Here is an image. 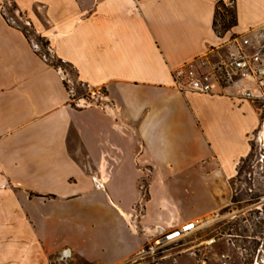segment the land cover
<instances>
[{
	"label": "crops",
	"instance_id": "0c3cea01",
	"mask_svg": "<svg viewBox=\"0 0 264 264\" xmlns=\"http://www.w3.org/2000/svg\"><path fill=\"white\" fill-rule=\"evenodd\" d=\"M233 1L237 24L220 36L218 0H0V264H54L65 248L121 264L142 247L138 227L148 235L222 206L216 182L248 155L254 106L244 82L181 92L173 70L207 65L264 24V0ZM8 3L106 98L74 103Z\"/></svg>",
	"mask_w": 264,
	"mask_h": 264
},
{
	"label": "rangeland",
	"instance_id": "374dc122",
	"mask_svg": "<svg viewBox=\"0 0 264 264\" xmlns=\"http://www.w3.org/2000/svg\"><path fill=\"white\" fill-rule=\"evenodd\" d=\"M232 6L229 5L230 8ZM6 16L13 24L26 29L36 48L44 54L48 52V59L64 72L74 103L88 105L106 98L103 87H91L81 82L70 65L58 61L48 47L43 46L46 39L30 26L24 14L11 3L7 4ZM221 25L219 18L220 30ZM226 50L225 47L221 54L213 56L207 68L217 66L225 57ZM243 82L244 87H255L251 81ZM221 83L228 84L223 80ZM250 101L257 115V126L250 133V151L238 164L229 184L223 179L216 182L222 203L216 211L219 215L214 212L200 219L203 222L195 230L161 245H155L151 234L145 235L143 228L138 227L142 247L121 264H264V99ZM146 182L140 184L144 198ZM172 228L175 227L165 229ZM54 260L55 264V257ZM68 264L90 263L72 258Z\"/></svg>",
	"mask_w": 264,
	"mask_h": 264
},
{
	"label": "built area",
	"instance_id": "2783aa9c",
	"mask_svg": "<svg viewBox=\"0 0 264 264\" xmlns=\"http://www.w3.org/2000/svg\"><path fill=\"white\" fill-rule=\"evenodd\" d=\"M225 2L227 6L233 5L231 0H225ZM226 49L225 57L217 66L214 65V68L211 66L208 69L207 65L200 60L175 68L173 70L174 86L181 92L193 91L208 94L215 93L219 88L231 84L240 83L241 85V82L247 80L251 81L255 87L252 89L241 85L240 96L254 102L264 99V24L247 33L232 37ZM42 55L48 59L47 53ZM222 80L228 84L223 85ZM70 94L72 96L71 90ZM216 215L218 216L219 212H216ZM202 222L189 221L169 230L159 227L151 233V236L155 245H161L192 232ZM72 258V250L65 248L57 256L55 264H68Z\"/></svg>",
	"mask_w": 264,
	"mask_h": 264
},
{
	"label": "trees",
	"instance_id": "16d2710c",
	"mask_svg": "<svg viewBox=\"0 0 264 264\" xmlns=\"http://www.w3.org/2000/svg\"><path fill=\"white\" fill-rule=\"evenodd\" d=\"M231 1L233 2L232 8H230L229 6L226 5L225 0H218L217 5H216V10H215V14H214V22L213 23H214V27H215L218 35H220V36L225 35L229 30H231L237 24V15H236V9H235V2L233 0H231ZM219 18H221V20H222L221 28H222L223 31L218 28V19ZM22 30L24 31L25 35L31 40V38L28 35L26 29L22 28ZM49 45H50V43H49L48 40H46L44 42V44H43L44 47H48V48H49ZM38 52L42 54L41 51H38ZM47 54H48V52H47ZM49 61L54 66L58 67L50 59H49ZM58 61L66 63V62H64L61 59H58ZM145 188H146V185H145Z\"/></svg>",
	"mask_w": 264,
	"mask_h": 264
},
{
	"label": "bare ground",
	"instance_id": "6f19581e",
	"mask_svg": "<svg viewBox=\"0 0 264 264\" xmlns=\"http://www.w3.org/2000/svg\"><path fill=\"white\" fill-rule=\"evenodd\" d=\"M213 220V219H212Z\"/></svg>",
	"mask_w": 264,
	"mask_h": 264
}]
</instances>
